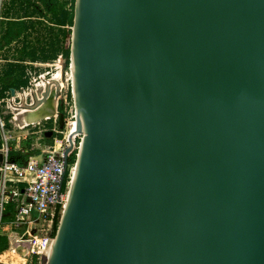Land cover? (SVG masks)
<instances>
[{
	"label": "water",
	"instance_id": "1",
	"mask_svg": "<svg viewBox=\"0 0 264 264\" xmlns=\"http://www.w3.org/2000/svg\"><path fill=\"white\" fill-rule=\"evenodd\" d=\"M72 29L43 264H264V0H76Z\"/></svg>",
	"mask_w": 264,
	"mask_h": 264
},
{
	"label": "rangeland",
	"instance_id": "2",
	"mask_svg": "<svg viewBox=\"0 0 264 264\" xmlns=\"http://www.w3.org/2000/svg\"><path fill=\"white\" fill-rule=\"evenodd\" d=\"M75 3L76 0H5L0 42V98L3 100L1 110L6 122L8 145L16 154L34 152L32 144L40 137L48 142L50 151L65 150L68 146L67 137L74 127L76 116L70 69L73 25L62 28L57 25L54 7L63 6L74 14ZM65 49L69 50L68 58L63 56ZM35 85L44 88L46 95L52 94L54 102L56 97L57 113L49 121L28 125L24 120L26 112L23 101L26 98L30 102L33 94L26 95L24 92L35 89ZM45 85H50V90ZM2 142L3 139L0 138V146ZM74 142L72 152L77 153V136L74 137ZM59 223L58 219V226ZM32 228L31 236L29 235L32 242L26 245L30 253L22 255L18 251L9 255L7 258L11 263L15 264L20 260L23 264L44 263L46 257L41 252L37 253L38 244H35L34 238H41L43 241L48 233L52 234L53 229L50 231L46 222H42L40 226L34 223ZM17 238L25 239L27 235ZM33 248L35 250L31 251Z\"/></svg>",
	"mask_w": 264,
	"mask_h": 264
},
{
	"label": "built area",
	"instance_id": "3",
	"mask_svg": "<svg viewBox=\"0 0 264 264\" xmlns=\"http://www.w3.org/2000/svg\"><path fill=\"white\" fill-rule=\"evenodd\" d=\"M36 86L37 85H35V88ZM50 87V85H45L46 89L49 88L50 90ZM71 87L73 94V80ZM30 93H32V91ZM46 94L44 90L41 94L33 93L34 98L32 97L29 105L31 107L35 106L37 102L45 98ZM2 101L3 100L0 98V131L5 133V122L1 112ZM0 152L4 156L3 166L1 167L3 172L10 170L17 176V178L13 177V180L17 183L15 187L10 189L4 187L2 189L0 195V216L4 209V203L9 200L13 203L14 223L16 226L26 227L28 232L31 230L34 223H40L41 225L42 222H46L51 231L54 227L55 220H57L58 226V219L61 220L65 204L69 198L76 160L74 162H69L67 167H65L60 187V201H58V187L64 168V150L53 149L45 156L33 154L29 156L28 162L21 167L17 164L6 163L5 158L8 155L7 143L0 148ZM18 183H23V185L20 186ZM6 197L8 198L7 200L5 199ZM53 236L54 234L52 232V234L48 233L43 241H41V238H34L35 244H38V253H42L48 240L55 238ZM40 247L42 250H40Z\"/></svg>",
	"mask_w": 264,
	"mask_h": 264
},
{
	"label": "crops",
	"instance_id": "4",
	"mask_svg": "<svg viewBox=\"0 0 264 264\" xmlns=\"http://www.w3.org/2000/svg\"><path fill=\"white\" fill-rule=\"evenodd\" d=\"M5 5V0H0V42L2 40V31H1V24H2V19H3V8ZM0 76H1V66H0ZM1 79V78H0ZM1 83H0V96H1ZM13 90V94H15L14 89ZM44 90V88H38L36 86L35 89H30L29 91H25L24 93L26 95H30V94H41V92ZM32 91V93H30ZM19 95V93H16V95ZM37 96V95H36ZM33 95L31 96L32 99ZM34 98V97H33ZM27 99L24 98V103L25 105H29L31 103V101L29 102ZM30 106V105H29ZM41 106V105H40ZM55 114L48 118V119H42V120H32L30 119V115L28 114V110L25 109L24 111L26 112L25 116H24V120L27 122L28 125H38L40 124L42 121H49L51 119H53L56 116L57 113V99L55 97ZM2 112V110H1ZM29 117H28V116ZM3 116V114H2ZM4 118V117H3ZM29 120V121H28ZM5 122V120H4ZM7 131H6V122H5V133L0 131V138L3 139V142L1 143L0 148L7 143L8 146V155L5 158L6 163L8 164H17L18 166H24L27 162H28V158L29 156L36 154V155H40V156H45L49 151H50V146L48 144L47 141L43 140V138H38V140L36 142H33L32 145H34L33 149H35L34 152H27V153H23V154H16L14 152V150H12L9 145H8V135H7ZM35 138V136H33ZM32 137V138H33ZM16 151V150H15ZM0 154H2L0 152ZM4 159V156H3ZM3 161H0V195L2 192V189L4 187H6L7 189H10L12 187H15V185L17 183H15V180H13V177L17 178V176H15L10 170H7L6 172H3V170L1 169V167L3 166ZM13 180V181H12ZM18 185H23V183H18ZM6 200L8 199L7 197L5 198ZM38 224V226H40V223H35ZM33 227V226H32ZM31 227V230H29L27 232L26 227H18L15 225L14 223V208H13V203L9 200L6 201V203H4V209L2 210V214L0 216V249L5 248L3 250L0 251V264H13L11 263L12 261H10V259H8L7 257L11 254H16L15 252L20 251V254L22 255H26L27 253H30L28 247H26L27 244L31 243V232L33 230V228ZM20 235H27V238L25 239H18L17 237ZM30 235V236H29ZM4 239V240H2ZM14 241V242H13ZM2 242V243H1ZM14 245H16V247L14 248ZM10 247V249H9ZM35 248L31 249V251H34ZM38 253V251H37ZM40 253V252H39ZM3 256V259L1 258ZM7 258V259H5ZM15 264H23L22 260L17 261Z\"/></svg>",
	"mask_w": 264,
	"mask_h": 264
},
{
	"label": "bare ground",
	"instance_id": "5",
	"mask_svg": "<svg viewBox=\"0 0 264 264\" xmlns=\"http://www.w3.org/2000/svg\"><path fill=\"white\" fill-rule=\"evenodd\" d=\"M70 69L72 70L71 73H72V80H73V64H72V67ZM73 86H74V84H73ZM54 104H55L54 98H53L52 94H49V95H46L43 100L37 102V104L35 106L31 107L29 105H24V108L28 110V114L30 115V117L28 115L27 116L30 119L38 121V120H42V119H48V118H50L51 116L54 115V112H55ZM69 134H70V132H69ZM68 201H69V198H68V200H67V202L65 204L64 212H65V210L67 208ZM64 212H63V214H64ZM48 243H49V240H48L47 244L45 245V247L43 248L42 254L45 251ZM55 243H56V239H54V241L52 242L51 250H50V253H49L48 256L52 255Z\"/></svg>",
	"mask_w": 264,
	"mask_h": 264
},
{
	"label": "trees",
	"instance_id": "6",
	"mask_svg": "<svg viewBox=\"0 0 264 264\" xmlns=\"http://www.w3.org/2000/svg\"><path fill=\"white\" fill-rule=\"evenodd\" d=\"M54 16H55V23L57 25H59L61 28L62 27H66V26H70L73 25V18H74V14L72 11H68L65 8H63V6H61V8H57V5L54 7ZM64 35H66V33L64 32ZM63 56H65L66 58H68L69 56V50L65 49L63 52ZM48 58V57H47ZM76 160V153L75 152H71L69 155V162H74ZM57 230V220H55L54 223V227H53V234L55 235ZM55 238L53 239H49V243L45 249V251L43 252V255L45 257H47L50 253L51 250V246H52V242L54 241ZM4 240V239H2ZM2 243V242H1ZM5 248L0 249L3 250Z\"/></svg>",
	"mask_w": 264,
	"mask_h": 264
}]
</instances>
